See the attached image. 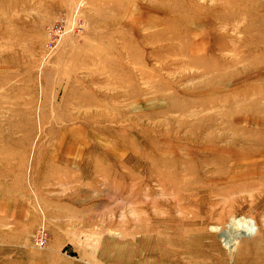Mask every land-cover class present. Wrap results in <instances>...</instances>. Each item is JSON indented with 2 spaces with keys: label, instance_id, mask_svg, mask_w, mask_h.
I'll return each instance as SVG.
<instances>
[{
  "label": "rangeland",
  "instance_id": "rangeland-1",
  "mask_svg": "<svg viewBox=\"0 0 264 264\" xmlns=\"http://www.w3.org/2000/svg\"><path fill=\"white\" fill-rule=\"evenodd\" d=\"M0 264H264V0H0Z\"/></svg>",
  "mask_w": 264,
  "mask_h": 264
},
{
  "label": "built area",
  "instance_id": "built-area-1",
  "mask_svg": "<svg viewBox=\"0 0 264 264\" xmlns=\"http://www.w3.org/2000/svg\"><path fill=\"white\" fill-rule=\"evenodd\" d=\"M48 242L47 232L44 228H41L35 236V244L37 246H45Z\"/></svg>",
  "mask_w": 264,
  "mask_h": 264
},
{
  "label": "bare ground",
  "instance_id": "bare-ground-1",
  "mask_svg": "<svg viewBox=\"0 0 264 264\" xmlns=\"http://www.w3.org/2000/svg\"><path fill=\"white\" fill-rule=\"evenodd\" d=\"M246 234H247V233H246ZM232 241H233L232 239H226V242H227V243H231V244L234 243V241H233V242H232Z\"/></svg>",
  "mask_w": 264,
  "mask_h": 264
}]
</instances>
